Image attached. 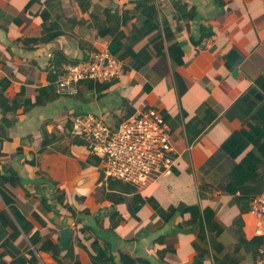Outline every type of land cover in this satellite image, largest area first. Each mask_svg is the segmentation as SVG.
I'll use <instances>...</instances> for the list:
<instances>
[{
    "label": "crops",
    "instance_id": "0c3cea01",
    "mask_svg": "<svg viewBox=\"0 0 264 264\" xmlns=\"http://www.w3.org/2000/svg\"><path fill=\"white\" fill-rule=\"evenodd\" d=\"M99 49L118 77L57 86L63 64ZM0 93V264H97L96 247L111 264H253L239 241L253 218L224 186L250 145L231 158L221 144L264 104V0H0ZM243 95L252 111L227 119ZM146 108L167 125L171 172L142 188L105 178L70 118L114 129ZM193 205L216 224L201 238L182 210ZM44 241L60 247L57 262Z\"/></svg>",
    "mask_w": 264,
    "mask_h": 264
},
{
    "label": "built area",
    "instance_id": "2783aa9c",
    "mask_svg": "<svg viewBox=\"0 0 264 264\" xmlns=\"http://www.w3.org/2000/svg\"><path fill=\"white\" fill-rule=\"evenodd\" d=\"M120 70L116 57L99 49L85 61L63 64L56 84L62 87L83 80L104 83L118 77ZM70 122L72 138L81 140L91 155L102 160L105 178L142 188L154 171L171 172L173 147L157 109L131 114L114 129L91 113L73 115ZM248 213L253 218L252 238L260 240L253 264H264V191L249 201Z\"/></svg>",
    "mask_w": 264,
    "mask_h": 264
},
{
    "label": "trees",
    "instance_id": "16d2710c",
    "mask_svg": "<svg viewBox=\"0 0 264 264\" xmlns=\"http://www.w3.org/2000/svg\"><path fill=\"white\" fill-rule=\"evenodd\" d=\"M165 31L166 30H163L164 35L166 36L167 31ZM209 34V29L203 30L204 36ZM200 36L202 35L200 34ZM172 44L168 50V55L179 63L180 58H176V56L173 57L171 54L172 49H175L174 45ZM42 92L43 90H39V93L42 94ZM0 97H3L2 93H0ZM43 102L44 100H36L33 105L38 103L43 104ZM3 106L4 109H13L6 104ZM241 107L243 109L240 111ZM253 107L254 103H251V101H249L245 95H243L230 106L224 116L227 119L232 116L244 118L247 116V114H250ZM29 108L30 106H25L24 110H28ZM247 128V130L240 129L233 131L221 144L225 154L231 158L238 156L248 145H250V148L244 153L231 172L224 177L225 188L228 187L229 190L237 193L236 197L239 203V209L243 212L248 209L247 204L249 201L254 196L264 191V104L250 115ZM8 180L9 178L7 176L0 177V196L5 203L7 202V198L4 196L5 192L3 191L2 186L4 182H8ZM182 210L189 214V223L195 224L197 228V234L200 238L202 237L204 230L210 231L212 225L216 227V224L211 219V214L207 216H204L203 214L202 218L197 206L193 205L183 207ZM3 215L6 217H4V222L2 225H7V227L11 229V237L15 236L17 234L15 226L8 216L5 215V213ZM18 219L19 218H17V221ZM239 241L245 247V249L250 250L253 256H256V248L260 242L258 238H252L249 241H245L242 237H240ZM219 248L221 249L220 246ZM95 249L96 256H93L92 259L96 260L97 264H99V262H101L100 264H107V262H110V264L112 263L111 256L107 255L104 250H100L99 247H96ZM40 250L43 252H48L57 262L60 247H58L56 244H51L49 241H44L41 243ZM216 251L217 248L213 247L212 254L216 255ZM133 262L134 260H130L129 264H132ZM193 264L199 263L196 262Z\"/></svg>",
    "mask_w": 264,
    "mask_h": 264
},
{
    "label": "water",
    "instance_id": "95a60500",
    "mask_svg": "<svg viewBox=\"0 0 264 264\" xmlns=\"http://www.w3.org/2000/svg\"><path fill=\"white\" fill-rule=\"evenodd\" d=\"M70 231L68 229H62L60 232L59 245H61L65 240H67Z\"/></svg>",
    "mask_w": 264,
    "mask_h": 264
}]
</instances>
